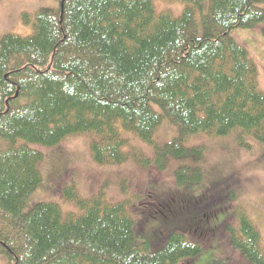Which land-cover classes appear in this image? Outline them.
I'll list each match as a JSON object with an SVG mask.
<instances>
[{
  "label": "trees",
  "instance_id": "obj_1",
  "mask_svg": "<svg viewBox=\"0 0 264 264\" xmlns=\"http://www.w3.org/2000/svg\"><path fill=\"white\" fill-rule=\"evenodd\" d=\"M155 1L184 9L175 17L158 12ZM57 3L22 14L32 27L27 37L0 36V256L8 264H195L220 247L211 229L230 204L206 189L195 196L184 190L203 180L204 159V147L186 142L195 134L238 131L240 144L247 136L263 144L264 157L258 69L230 38L233 30L263 23L264 0ZM260 32L264 37V26ZM164 120L175 135L158 144L153 135ZM121 131L152 149L151 158L132 153L143 169L171 164L175 185L183 188L179 197L156 201L153 194L138 221L130 207L103 196H74L78 215L47 202L22 214L41 182L42 154L33 145L54 147L83 135L95 164L119 165L129 159ZM145 219L155 225L141 232ZM237 220V228L227 225L229 250L247 264H264L259 232L242 214ZM202 230L208 238L197 244L193 234Z\"/></svg>",
  "mask_w": 264,
  "mask_h": 264
},
{
  "label": "rangeland",
  "instance_id": "obj_2",
  "mask_svg": "<svg viewBox=\"0 0 264 264\" xmlns=\"http://www.w3.org/2000/svg\"><path fill=\"white\" fill-rule=\"evenodd\" d=\"M57 1L0 0V36L12 34L27 37L32 33V27L22 22V14H32L41 8L57 9ZM154 8L158 12L169 10L177 17L183 11L184 4L155 1ZM261 8H264V4ZM263 26L264 21L253 29L233 30L230 38L245 48L250 59L255 62L258 69L257 86L264 93V37L260 32ZM155 110L158 112L157 107ZM237 133L238 131L225 137L202 134L191 136L186 147H204V159L200 166L203 180L199 185L185 186L184 190H192L189 193L195 196L206 189L211 196L224 198L230 206L229 211L221 215V219L228 217V223L237 228L238 215L242 214L252 222L264 241L263 144L250 136L240 138V144ZM121 135L128 140L123 150L129 154V159L119 165L95 164L89 152L88 138L83 135L65 138L54 147L33 145L42 154V160L38 164L41 182L27 197L22 214L28 213L37 203L47 202L58 205L63 214L71 212L78 215L82 210L75 204L74 196L85 200L103 196L108 204L122 203L130 207V213L138 221L143 215L141 210L147 211L145 201L153 194L158 193L156 201L169 195L179 197L183 188L176 187L171 164L162 171L143 169L134 161L132 153L140 151L146 158H151L152 149L134 134L121 131ZM174 135V127L164 120L153 135V140L158 144L166 143ZM0 145L4 146L1 142ZM69 198L72 200H68ZM154 225L145 219L139 231L150 230ZM221 243L218 250L209 249L201 253L195 264H247L229 250L227 240L221 239ZM0 264H8L6 256H0Z\"/></svg>",
  "mask_w": 264,
  "mask_h": 264
},
{
  "label": "flooded vegetation",
  "instance_id": "obj_3",
  "mask_svg": "<svg viewBox=\"0 0 264 264\" xmlns=\"http://www.w3.org/2000/svg\"><path fill=\"white\" fill-rule=\"evenodd\" d=\"M228 219H229L228 217L224 218V219H221V216L218 215L217 224H220V226H218V228L215 227V229H211V231L215 230V233L213 234V237H212L213 241L218 239L217 243H220V244H222L221 243V239H225V240L229 241L230 235L227 232V229H228L227 225H229ZM192 238L198 244V243H202V242L206 241L208 236L202 230V231H200L198 233L194 232ZM213 241H211V242H213Z\"/></svg>",
  "mask_w": 264,
  "mask_h": 264
},
{
  "label": "water",
  "instance_id": "obj_4",
  "mask_svg": "<svg viewBox=\"0 0 264 264\" xmlns=\"http://www.w3.org/2000/svg\"><path fill=\"white\" fill-rule=\"evenodd\" d=\"M60 9L62 10V4H61V6H60Z\"/></svg>",
  "mask_w": 264,
  "mask_h": 264
}]
</instances>
